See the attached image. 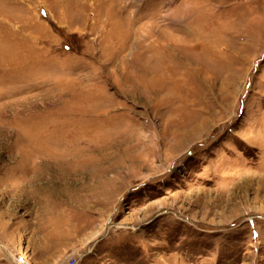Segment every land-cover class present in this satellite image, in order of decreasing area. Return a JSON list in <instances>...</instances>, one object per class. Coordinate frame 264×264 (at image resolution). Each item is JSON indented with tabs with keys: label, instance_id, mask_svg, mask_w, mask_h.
<instances>
[{
	"label": "rangeland",
	"instance_id": "374dc122",
	"mask_svg": "<svg viewBox=\"0 0 264 264\" xmlns=\"http://www.w3.org/2000/svg\"><path fill=\"white\" fill-rule=\"evenodd\" d=\"M0 264H264V0H0Z\"/></svg>",
	"mask_w": 264,
	"mask_h": 264
},
{
	"label": "bare ground",
	"instance_id": "6f19581e",
	"mask_svg": "<svg viewBox=\"0 0 264 264\" xmlns=\"http://www.w3.org/2000/svg\"><path fill=\"white\" fill-rule=\"evenodd\" d=\"M194 35H195V33H193V37H194ZM171 50L174 52L173 54L179 58V64H180V62H181V63H184L185 65L187 64L188 67H191V64L188 62V60H186V59L184 60V58H183V60H182L183 62L180 61L182 58L179 56L178 51H177V49H176L175 47H173ZM188 63H189V64H188ZM193 69H194V68H193ZM197 71H198V70H197ZM187 72H188V71H187ZM179 74L182 75V72H178V75H179ZM186 74H189V73H186ZM172 75H173V74H172ZM200 75H201V74H200ZM186 76L188 77V75H186ZM186 76H185V77H186ZM193 77H194V75H193ZM198 77H199V75H198ZM189 78H190V77H189ZM184 80H185V79H184ZM196 80H197V79H196ZM180 82H181V81H180Z\"/></svg>",
	"mask_w": 264,
	"mask_h": 264
}]
</instances>
